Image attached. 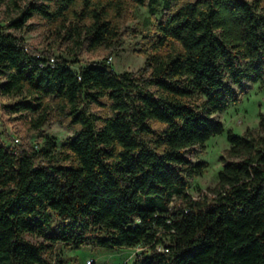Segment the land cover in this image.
<instances>
[{
  "label": "trees",
  "instance_id": "trees-1",
  "mask_svg": "<svg viewBox=\"0 0 264 264\" xmlns=\"http://www.w3.org/2000/svg\"><path fill=\"white\" fill-rule=\"evenodd\" d=\"M151 1L0 0L15 12L10 29H32L33 17L60 22L73 55L26 48L0 24V94L28 98L8 107L29 130L52 112L73 129L60 146L0 133V264H64L52 255L58 243L145 246L132 264H264L262 119L241 134L227 129L213 192H188L206 166L188 153L224 131L213 114L247 83L264 86V0H164L143 36V67L72 69L83 51L111 55L128 6Z\"/></svg>",
  "mask_w": 264,
  "mask_h": 264
},
{
  "label": "rangeland",
  "instance_id": "rangeland-1",
  "mask_svg": "<svg viewBox=\"0 0 264 264\" xmlns=\"http://www.w3.org/2000/svg\"><path fill=\"white\" fill-rule=\"evenodd\" d=\"M5 4H0V24L6 31L24 36L28 43L26 48L34 47L39 52L48 50L54 56L62 55L70 59L73 57L69 52L70 42L61 38L60 22H49L44 18L33 17L28 21L29 24H33L32 29L16 31L5 26L15 14L12 11V4L10 3L9 7ZM164 8V0H153L143 5L130 4L122 20L120 46L111 55H107L102 48L83 51L78 57V62L71 65L72 69L77 71L86 64L105 61L116 72L137 71L144 66L143 50L146 49V45L143 36L153 32V26L165 12ZM18 100L25 103L28 98L0 94V133L8 141L12 140L13 144L20 143L23 137L27 136L28 142L41 144L47 136L60 146L73 134V129L65 123H60L53 112L43 127L37 131L29 130V118L22 117L19 112H13L8 107ZM47 101L53 104L51 98H47ZM89 110L104 112L95 106H90ZM213 116L223 123L224 131L208 139L204 146H194L188 153L193 161L206 162L204 171L190 178L188 192L194 197H200L205 192L211 193L216 186L217 173L223 161L229 159L227 129L241 134L246 129H258L261 119L264 125V86L259 82L247 83L246 91L238 102L230 103L225 110L215 112ZM15 138H18V142ZM140 203L144 205V197L140 199ZM145 252L146 248L143 245L106 248L91 244L75 247L58 243L53 248L52 255L54 258L60 257L64 264H132L138 255Z\"/></svg>",
  "mask_w": 264,
  "mask_h": 264
},
{
  "label": "built area",
  "instance_id": "built-area-1",
  "mask_svg": "<svg viewBox=\"0 0 264 264\" xmlns=\"http://www.w3.org/2000/svg\"><path fill=\"white\" fill-rule=\"evenodd\" d=\"M54 61L53 57H50V62L52 63ZM15 141L18 142V138H15ZM35 147H37V144H34ZM159 249L166 250L164 247H158ZM91 261H88L90 263Z\"/></svg>",
  "mask_w": 264,
  "mask_h": 264
}]
</instances>
